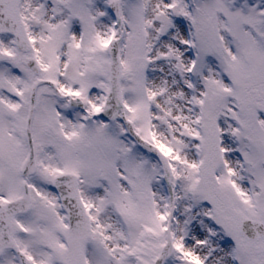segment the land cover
<instances>
[{
  "label": "snow or ice",
  "instance_id": "snow-or-ice-1",
  "mask_svg": "<svg viewBox=\"0 0 264 264\" xmlns=\"http://www.w3.org/2000/svg\"><path fill=\"white\" fill-rule=\"evenodd\" d=\"M0 264H264V0H0Z\"/></svg>",
  "mask_w": 264,
  "mask_h": 264
}]
</instances>
